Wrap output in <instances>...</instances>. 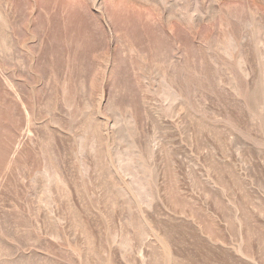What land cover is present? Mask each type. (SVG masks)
Segmentation results:
<instances>
[{
    "label": "rangeland",
    "instance_id": "obj_1",
    "mask_svg": "<svg viewBox=\"0 0 264 264\" xmlns=\"http://www.w3.org/2000/svg\"><path fill=\"white\" fill-rule=\"evenodd\" d=\"M0 264H264V0H0Z\"/></svg>",
    "mask_w": 264,
    "mask_h": 264
}]
</instances>
